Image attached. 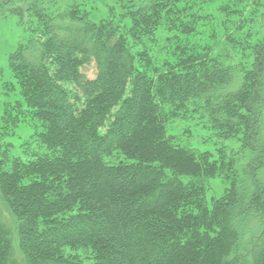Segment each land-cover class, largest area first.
Listing matches in <instances>:
<instances>
[{
  "label": "trees",
  "instance_id": "obj_1",
  "mask_svg": "<svg viewBox=\"0 0 264 264\" xmlns=\"http://www.w3.org/2000/svg\"><path fill=\"white\" fill-rule=\"evenodd\" d=\"M169 1L114 0L95 22L81 0H0L36 18L7 60L1 130L23 123L41 149L23 161L0 139V264H264V43L245 72L179 42L155 60ZM191 99L251 155L210 209L216 167L166 133V108Z\"/></svg>",
  "mask_w": 264,
  "mask_h": 264
},
{
  "label": "rangeland",
  "instance_id": "obj_2",
  "mask_svg": "<svg viewBox=\"0 0 264 264\" xmlns=\"http://www.w3.org/2000/svg\"><path fill=\"white\" fill-rule=\"evenodd\" d=\"M81 1L85 10L91 13L90 19L97 22L114 0ZM169 4L178 11L171 16V28L161 26L152 33L149 46L152 58L163 61L172 58L170 45L179 42L182 58L192 48L197 53L211 50L212 57L222 64L235 65L242 72L251 69L254 49L264 43V0H171ZM114 8L119 12L118 6L114 5ZM181 24L191 28L185 27L180 33L174 31ZM35 26L36 18L31 11L19 17L0 8V117L5 106L16 99L11 94L17 90L15 85L10 84V88L8 84L12 82L7 68L8 57L27 39L28 29ZM139 48L136 44L135 49L138 51ZM202 105L191 99L180 110L166 108L165 113L169 114L166 133L172 138L173 145L206 154L216 167V175L205 183L204 200L210 209L235 182L243 179L242 170L251 155L244 142V129L236 127L228 138H224L210 123ZM262 124L261 136L264 138V118ZM3 128L0 122V139L9 145L11 156L24 161L32 152L41 151L28 139L32 132L27 125L21 123L5 134Z\"/></svg>",
  "mask_w": 264,
  "mask_h": 264
}]
</instances>
